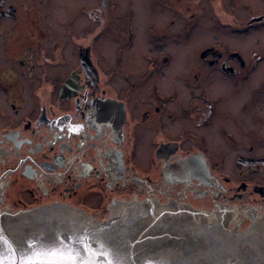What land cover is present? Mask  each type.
I'll use <instances>...</instances> for the list:
<instances>
[{
  "label": "flooded vegetation",
  "instance_id": "flooded-vegetation-1",
  "mask_svg": "<svg viewBox=\"0 0 264 264\" xmlns=\"http://www.w3.org/2000/svg\"><path fill=\"white\" fill-rule=\"evenodd\" d=\"M89 224L263 262L264 0H0V237Z\"/></svg>",
  "mask_w": 264,
  "mask_h": 264
},
{
  "label": "water",
  "instance_id": "water-1",
  "mask_svg": "<svg viewBox=\"0 0 264 264\" xmlns=\"http://www.w3.org/2000/svg\"><path fill=\"white\" fill-rule=\"evenodd\" d=\"M102 226L105 225L102 224ZM145 227L147 226L140 227L134 234L141 233ZM103 230L105 229L91 224L82 228L71 227V229H65L61 234L48 232L47 228H44L41 232L37 231V233L36 230L29 228L26 232L28 236L22 241H16L17 239L8 233H6L7 238L5 237V239L10 242L12 248L17 252L28 246L27 242L30 238L36 245L40 243H51L57 239L69 246L73 242H76V250L86 259L91 257L93 264H109V261L111 264H226L229 260L226 256H216L213 260L205 262L208 258H202L198 255L189 257L178 255L170 247L162 246L157 239L151 241L152 246H154L152 251L144 248L138 249V246L134 247V245L141 242L136 238H132L130 229H126V231L121 225H118L108 231ZM5 239L0 237V256L8 258L11 256V253L8 251V246L4 242ZM79 241H84L90 251L85 252L84 244L79 243ZM255 258L258 259L257 257ZM252 259L251 257L247 263L252 264ZM254 262L264 264V260L262 262L261 258ZM233 264L245 263L238 260V263Z\"/></svg>",
  "mask_w": 264,
  "mask_h": 264
},
{
  "label": "snow or ice",
  "instance_id": "snow-or-ice-1",
  "mask_svg": "<svg viewBox=\"0 0 264 264\" xmlns=\"http://www.w3.org/2000/svg\"><path fill=\"white\" fill-rule=\"evenodd\" d=\"M4 242L11 256L8 258L0 256V264H93L91 257L86 259L76 250V242L69 246L57 239L51 243L36 245L30 238L27 242L28 246L18 252L6 239ZM79 243L84 244L85 252L90 251L84 241H79ZM109 264H111L110 261Z\"/></svg>",
  "mask_w": 264,
  "mask_h": 264
},
{
  "label": "rangeland",
  "instance_id": "rangeland-1",
  "mask_svg": "<svg viewBox=\"0 0 264 264\" xmlns=\"http://www.w3.org/2000/svg\"><path fill=\"white\" fill-rule=\"evenodd\" d=\"M173 34V33H172ZM175 52V49L173 50ZM177 52V50H176ZM98 209H93L91 212H96Z\"/></svg>",
  "mask_w": 264,
  "mask_h": 264
}]
</instances>
